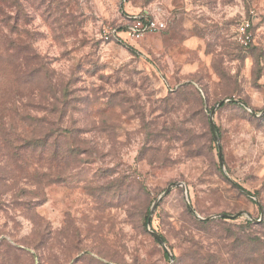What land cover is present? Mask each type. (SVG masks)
I'll use <instances>...</instances> for the list:
<instances>
[{
    "label": "rangeland",
    "instance_id": "obj_1",
    "mask_svg": "<svg viewBox=\"0 0 264 264\" xmlns=\"http://www.w3.org/2000/svg\"><path fill=\"white\" fill-rule=\"evenodd\" d=\"M0 264H264V0H0Z\"/></svg>",
    "mask_w": 264,
    "mask_h": 264
},
{
    "label": "built area",
    "instance_id": "obj_2",
    "mask_svg": "<svg viewBox=\"0 0 264 264\" xmlns=\"http://www.w3.org/2000/svg\"><path fill=\"white\" fill-rule=\"evenodd\" d=\"M124 30L114 31L112 33L106 32L105 39L109 40L114 38L116 35L122 37V35H126L130 40H140L145 36L154 33L160 32L167 28V24L164 20L159 19L156 16H142L135 18L129 25L123 27ZM250 22L243 23L238 28V37L240 42L244 46H249L251 43V34L249 32Z\"/></svg>",
    "mask_w": 264,
    "mask_h": 264
},
{
    "label": "water",
    "instance_id": "obj_3",
    "mask_svg": "<svg viewBox=\"0 0 264 264\" xmlns=\"http://www.w3.org/2000/svg\"><path fill=\"white\" fill-rule=\"evenodd\" d=\"M225 102H227V101H222L221 103H219V105L218 106H221L223 103H225ZM215 110L216 109H214L213 111H212V113H211V116H210V123H211V127H212V130H213V132H214V135H215V139H216V141L218 142L219 141V137H218V134H217V129H216V125H215V122H214V114H215ZM220 162H221V164L222 165H224V162H223V157H222V153H221V151H220ZM174 188H182L184 191H185V193L187 194V189H186V186H185V184L184 183H173V184H171L163 193H162V195L157 199V201L155 202V204H154V206H153V208H152V210H151V215H153V213L155 212V210L157 209V207L159 206V204L167 197V196H169V194H170V192H171V190L172 189H174ZM192 211V213L193 214H195L196 212L192 209L191 210ZM151 217L149 218V221H148V223H149V225L151 224ZM150 231V230H149ZM150 233L152 234V236L158 241V242H160V243H162V244H164V240H163V238L159 235V234H157L156 232H154V231H150ZM165 245V244H164ZM166 250H167V252H168V256L173 260V256H172V254L170 253V251L168 250V248H166Z\"/></svg>",
    "mask_w": 264,
    "mask_h": 264
},
{
    "label": "trees",
    "instance_id": "obj_4",
    "mask_svg": "<svg viewBox=\"0 0 264 264\" xmlns=\"http://www.w3.org/2000/svg\"><path fill=\"white\" fill-rule=\"evenodd\" d=\"M125 28H121L120 30H124ZM164 31V30H163Z\"/></svg>",
    "mask_w": 264,
    "mask_h": 264
}]
</instances>
